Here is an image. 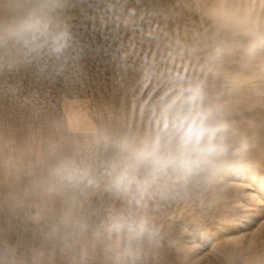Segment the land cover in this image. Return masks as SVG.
Returning a JSON list of instances; mask_svg holds the SVG:
<instances>
[{
	"label": "rangeland",
	"instance_id": "1",
	"mask_svg": "<svg viewBox=\"0 0 264 264\" xmlns=\"http://www.w3.org/2000/svg\"><path fill=\"white\" fill-rule=\"evenodd\" d=\"M194 1L69 0L71 29L80 42L79 78L57 75L51 64L0 73V236L18 244L25 264H113L91 237L84 241L86 255L77 252L71 259L62 244L33 234L32 217L54 207L34 181L38 157L62 146L89 156L103 171L112 141L153 131L161 96L190 81L229 107L235 73L250 61L245 48L252 28L234 24V14L222 20ZM259 12L264 17V6ZM243 13L253 15L248 7ZM71 104L86 106L89 128L70 122ZM197 193L148 202L146 211L161 226L162 240L142 251L139 264H264V250L237 246L202 257L216 233L210 218L217 216V203ZM80 205L99 225L122 202L102 189H88Z\"/></svg>",
	"mask_w": 264,
	"mask_h": 264
},
{
	"label": "clouds",
	"instance_id": "2",
	"mask_svg": "<svg viewBox=\"0 0 264 264\" xmlns=\"http://www.w3.org/2000/svg\"><path fill=\"white\" fill-rule=\"evenodd\" d=\"M68 7L69 0H0V73L51 64L57 75L79 78L80 42ZM251 36L249 53L264 52V32ZM253 147L227 105L210 100L195 82L181 84L161 96L153 131L112 141L103 171L89 156L62 146L38 157L34 181L54 207L32 217V232L53 246L62 244L71 259L77 252L86 255L84 241L91 237L113 264H139L142 251L162 240L161 226L146 211L148 202L208 191L229 171L249 165ZM88 189H102L122 202L99 225L80 205ZM0 264H25L18 244L6 236H0Z\"/></svg>",
	"mask_w": 264,
	"mask_h": 264
},
{
	"label": "bare ground",
	"instance_id": "3",
	"mask_svg": "<svg viewBox=\"0 0 264 264\" xmlns=\"http://www.w3.org/2000/svg\"><path fill=\"white\" fill-rule=\"evenodd\" d=\"M194 2L195 5L203 6L209 11L217 13L222 20H226L228 15L234 14L233 23L243 24V27L249 26L252 28V34L264 32V27H262L264 17H260L259 12L261 6H264V0H196ZM247 7L252 9L251 17L244 16L243 10ZM251 38L248 44H250ZM245 49H249V45ZM247 56L250 57L249 64L244 65L235 73L233 95L229 99V108L234 113L235 121L248 131L253 140L254 147L250 154L251 163L229 171L220 178L213 188L200 192L204 200H212L211 202L216 201L217 203L213 205L216 204L217 216L214 219L210 218L213 224L212 231H216V233H211V248L202 253L203 258L210 251L214 253L219 250L226 252L228 246H237L244 251L264 250V52H257L254 55L248 53ZM86 109L84 105L76 107L71 104L68 108L70 122L89 128L91 124L86 118ZM189 235L191 236V234ZM194 246L191 245L190 248L193 249ZM198 248L197 246V250H199ZM203 250L204 248L201 251Z\"/></svg>",
	"mask_w": 264,
	"mask_h": 264
}]
</instances>
